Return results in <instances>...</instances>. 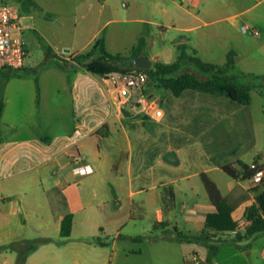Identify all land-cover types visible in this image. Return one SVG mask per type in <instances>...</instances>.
<instances>
[{
    "label": "crops",
    "instance_id": "crops-1",
    "mask_svg": "<svg viewBox=\"0 0 264 264\" xmlns=\"http://www.w3.org/2000/svg\"><path fill=\"white\" fill-rule=\"evenodd\" d=\"M32 1L38 8H22V35H38L46 55L35 60L28 49L25 66L7 71V79L0 77L4 103L0 118V264H16L18 254L11 247L17 237L50 240L32 251L25 264L207 263V249L181 242L175 228L186 235L215 234L205 226L207 215L216 208L200 175L207 173L211 178L224 165L213 166L217 156L210 159L207 151L193 152L188 143L216 133L221 117L204 101L218 95L187 90L176 97L151 81L144 93L157 103L161 118L144 116L131 107L122 109L109 95L104 77L72 62L65 68L55 58L72 61L77 54L88 52L102 34L107 51L120 54L114 48L124 42L127 31L121 26L108 29L121 22L117 1ZM198 1L201 9L193 13L197 20L203 25L217 23L222 9L216 1ZM14 2L22 7L19 0ZM158 4V0H126L121 7L145 15L152 14ZM204 7L206 17L214 20L198 17ZM133 21L153 24L143 17ZM142 29L137 25L132 32L137 40L128 56L145 37ZM193 29L182 28L184 32ZM181 44L188 46V42ZM204 44L213 45L211 41ZM206 109L215 110V117L208 120L198 113ZM78 156L91 167L89 174L74 172L72 162ZM235 181L231 179L223 190L214 182L225 198L236 200L229 196ZM168 186L174 188L175 208L165 214L161 195ZM179 197H190L180 209ZM250 206L246 201L235 208L236 224L246 218ZM154 208L159 212L156 221L149 217ZM68 214L73 215L71 236L62 238V222ZM244 232L236 227L235 232L218 236L230 239ZM261 235L242 243L249 245L245 250L222 247L211 264H264V244L257 241Z\"/></svg>",
    "mask_w": 264,
    "mask_h": 264
},
{
    "label": "rangeland",
    "instance_id": "rangeland-1",
    "mask_svg": "<svg viewBox=\"0 0 264 264\" xmlns=\"http://www.w3.org/2000/svg\"><path fill=\"white\" fill-rule=\"evenodd\" d=\"M116 1L119 10L117 19L121 22L108 26V29L111 31L114 27L121 26L127 31L124 42L117 43V47L114 48L123 56H128L132 46L136 43L137 37L135 34L133 36L132 32L139 25L140 28L143 27L142 30L145 31V37L148 40L145 55L151 62V69L156 62L174 63L180 54L178 45L188 42L190 54L218 66L226 64L228 51L234 49L238 53L236 65L239 69L251 75H264V0H208V2L212 1L211 3L216 1L218 7L222 9V13L215 19L219 21L210 25H203L194 15L199 13L201 6L199 8L181 6L180 0H176V4L168 0H158L159 4L155 6L152 14L145 15H138L131 11L126 12V8L121 7V4L126 0ZM1 3L15 4L14 0H2ZM21 10L24 16L22 7ZM204 10L205 7L198 17H202L204 20L206 18L205 21L208 22L214 20L209 16L206 17ZM138 17L149 18L153 24H137L133 20ZM188 27H194V29L191 32L182 30V28ZM245 27L257 30L260 35H253L250 30L244 32ZM101 37L105 38L104 34ZM23 38L28 44L27 50H30V54L35 60L45 57L47 49L38 35L32 37L27 34ZM205 41H211L213 45L204 46ZM196 50L201 53H197ZM250 96L249 105H238L223 95L212 96L209 100L204 101L206 104L209 103L212 108H216L217 112L206 109L198 111V113L210 120L215 117L216 112L217 116L221 117V122L216 127L217 131L214 135L202 136L206 140L188 143L193 152L197 149L201 153L207 151L210 159H212V155L217 156L213 166L233 164L238 170H241L245 165L258 163L264 171V88L253 87ZM166 98L164 97L160 102L162 103ZM161 107L163 106L161 105ZM210 176L221 190L231 181L222 171L212 173ZM230 188H228L229 191ZM231 195H234L238 201L236 207L246 201L251 202V205L258 203L262 206L264 204V176L261 183L252 189L235 181L229 196ZM189 198L186 200V197H179L178 209L182 207V202L188 203ZM149 217L156 221L159 218L158 209H150ZM259 239L257 240L258 245H263L264 234ZM36 240L38 239L17 237L14 242L19 244ZM129 245L131 246V244ZM223 247H230V245Z\"/></svg>",
    "mask_w": 264,
    "mask_h": 264
},
{
    "label": "trees",
    "instance_id": "trees-1",
    "mask_svg": "<svg viewBox=\"0 0 264 264\" xmlns=\"http://www.w3.org/2000/svg\"><path fill=\"white\" fill-rule=\"evenodd\" d=\"M23 9L38 8L32 0H19ZM147 46L145 37H141L130 56L111 54L107 51L104 37L97 39L90 50L86 53L77 54L72 61L63 57L55 56L61 64L68 68L72 63L85 69L87 72L105 77L115 72H127L134 68L132 61L144 55ZM180 51L177 60L172 64L156 62L149 70L152 75V82L158 88L171 91L176 97H180L185 91L193 90L210 95H223L239 105H249L251 102L250 91L253 87L264 88V75L256 76L245 73L236 65L237 52L231 49L227 54V61L224 66H218L205 62L196 55L188 52L186 44H179ZM7 71L0 70V77L8 78ZM38 99L40 98V88L37 85ZM4 103L2 100V89L0 91V118L2 117ZM257 165L256 169H251L245 165L238 170L234 165L228 164L221 167V170L231 179L244 182L252 178L262 168ZM208 198L216 208L215 213L207 215L206 228L214 231L210 235L203 231L200 235H186L176 231V238L181 242L196 243L207 249V263H212L224 245H230L245 250L249 245L242 243L256 239L264 233V204H252L246 210V219L249 221L244 233H236L233 238L223 239L218 234L235 232L237 224L234 222L232 214L238 201L225 198L218 185L208 176L207 173L200 175ZM163 213L168 214L175 208V192L172 186L165 187L161 195ZM73 225V215L68 214L62 222L61 237L69 238ZM142 239V238H139ZM48 239H38L36 241H25L11 247L18 254L16 264H25L28 255L41 245L49 243ZM100 242V241H99Z\"/></svg>",
    "mask_w": 264,
    "mask_h": 264
},
{
    "label": "built area",
    "instance_id": "built-area-1",
    "mask_svg": "<svg viewBox=\"0 0 264 264\" xmlns=\"http://www.w3.org/2000/svg\"><path fill=\"white\" fill-rule=\"evenodd\" d=\"M104 1V0H102ZM188 8H199L198 0H183ZM22 10L20 5L0 4V70H20L25 66L28 58V50L23 38ZM244 32L252 31V34L259 36L257 30L245 27ZM108 87L109 95L112 96L122 109L129 107L144 116L153 115L161 118L163 112L158 108L157 103L149 98L144 89L148 82L152 81L149 71L143 69H133L127 72H115L104 77ZM73 170L78 175H86L91 172V167L83 162L78 156L73 162ZM251 169H256V164L249 165ZM264 176V171L257 172L252 178L243 182L249 189L257 187ZM249 221L243 217L237 223L238 230H245Z\"/></svg>",
    "mask_w": 264,
    "mask_h": 264
},
{
    "label": "water",
    "instance_id": "water-1",
    "mask_svg": "<svg viewBox=\"0 0 264 264\" xmlns=\"http://www.w3.org/2000/svg\"><path fill=\"white\" fill-rule=\"evenodd\" d=\"M132 64L134 68H139L146 71H149L151 69V62L145 56H140L138 58H135L132 61Z\"/></svg>",
    "mask_w": 264,
    "mask_h": 264
}]
</instances>
